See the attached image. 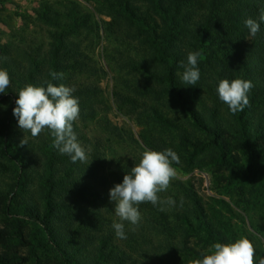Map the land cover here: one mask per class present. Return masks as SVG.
Listing matches in <instances>:
<instances>
[{"label": "rangeland", "instance_id": "rangeland-1", "mask_svg": "<svg viewBox=\"0 0 264 264\" xmlns=\"http://www.w3.org/2000/svg\"><path fill=\"white\" fill-rule=\"evenodd\" d=\"M69 1L0 0V56L7 57L0 60V68L8 71L11 85L7 90L14 92L0 93V119L5 116L9 97L19 92V81L12 77L14 72L30 71L35 78H41L49 68L50 32L56 27L46 25L39 12L49 7V14L57 12L63 19L70 11ZM75 1L82 14L91 16L90 24L94 23L95 30L82 29L74 35L56 71L63 73L64 78L55 79L54 84L75 89L80 116L74 131L87 151L88 161L70 160V177L65 175L69 168L66 164H56L55 186L50 185L44 192L56 204H65L72 217L82 220L81 228L69 216L52 220L53 231L61 235V247L65 246L66 251L59 252L51 243L45 245L44 231L24 204L42 210L41 176L45 180L49 177L44 174L43 154L36 147L41 140L42 144H52L53 137L47 130L32 137L20 129L22 138H13L20 146L23 139L29 140L22 150L28 159L26 170L19 175L14 163L0 158V192L9 193L16 186L15 192L19 193V197L10 196V213L0 211V228L8 229L10 234L7 241L0 240V255L27 258L21 264H191L198 253H205L212 244L247 236L255 245L258 264L259 258L264 257V144L254 145L256 151L244 148L225 104L214 98L221 80V57H209L207 50L199 51L201 40L186 39V48L182 46L185 55L201 53L200 79L195 86L183 85L178 75L183 69H169L171 60H158L156 51L144 44L147 27L141 30L139 22L126 23L120 10L116 13L100 7L98 0ZM128 3L138 9L139 15L152 12L144 0ZM158 16L151 15L159 22ZM193 18L199 19L196 15ZM182 61L186 63L187 56ZM142 68L154 69L160 75L174 72L193 113L177 101L166 83L148 81L147 71L142 73ZM247 109L251 111V122L264 121V103L250 104ZM212 114L216 118L215 140L234 167L219 168L213 157L206 155L210 151L207 146L203 152L194 151L210 140L196 128L195 120L208 122ZM145 148H171L178 154L180 163L174 164L177 177L167 191L160 193L162 199H174L176 206L159 211L150 203L141 204L139 225L123 222L127 238L119 239L112 225L120 221L109 191L130 173ZM55 153L64 156L57 149ZM16 171L22 182L20 187L19 178L14 177Z\"/></svg>", "mask_w": 264, "mask_h": 264}, {"label": "trees", "instance_id": "trees-1", "mask_svg": "<svg viewBox=\"0 0 264 264\" xmlns=\"http://www.w3.org/2000/svg\"><path fill=\"white\" fill-rule=\"evenodd\" d=\"M129 0H98L100 7H106L112 12L120 10L122 12L126 23L131 25L140 23L141 30L146 27L147 42L144 40V44L150 49H154L157 54L158 60H171L172 64H168L169 69H180L179 64L182 60H185V52L182 50V46L187 44L186 39L195 40L200 42L199 51H208L209 57L220 56L221 57V79H235L242 78L250 80L254 87L249 92L250 104L256 106V104L264 103V22L260 21V16L264 13V0H233L228 2L226 0H144L149 5L151 13L147 15L137 14V8L131 7L128 3ZM70 11L65 14L63 19H60L59 13L53 12L49 14L46 7L39 12V18L49 26L54 25L56 28L51 31L52 38L51 49L49 51V68L43 72L41 78H35L34 74L28 72H18L13 74V79L18 82L17 92L20 90L23 84L41 85L43 81L48 80L52 83L55 80L49 75L52 71L60 69V62L64 60L63 55L67 53L72 45V39L77 32L82 29L89 31L95 30L94 23H91V16L89 14L81 13L79 4L75 0L69 2ZM119 8V9H118ZM198 12H197V11ZM216 11V12H215ZM124 13V14H123ZM151 15H159V22ZM196 15L199 19L195 20L193 16ZM247 18H252L260 23V31L253 38L249 35V30L245 27L244 21ZM65 19V20H64ZM136 21V22H135ZM153 23V24H152ZM196 27L199 29L197 31ZM99 33L98 30H96ZM217 40V42H216ZM186 41V42H185ZM71 44V45H70ZM177 44V45H176ZM186 48V47H185ZM180 60V61H179ZM135 62V61H132ZM136 67H146L141 65H135ZM142 73L147 71L148 81H155L158 83H166L173 96L177 101L187 109L190 113L191 104L188 97L182 92L181 84L177 80L174 72L165 71L162 75L158 74L154 69L149 71L142 68ZM257 82V83H255ZM212 87V86H211ZM7 90V89H6ZM9 93H14L12 89H8ZM213 91V88H212ZM214 93V92H212ZM18 95L15 97H9V105L6 108L5 116L0 119V158L8 160L10 163H14L18 167L19 175L20 171H25V165L28 159L25 158V153L22 151L26 145L29 144V140H24L26 143L20 146V144L14 140V138L20 139L22 135L18 126V120L13 115V108L16 106L15 101ZM215 100H219L217 95L214 96ZM221 104L224 103L221 101ZM226 111L230 117V123L235 128V131L241 136L243 147L249 150L256 151L254 145L257 146L258 142L264 144V121L251 122L248 118L251 115L247 107L242 112L232 114L225 104ZM217 112V111H216ZM209 121L195 120V126L198 130H201L209 136L210 140L205 143L201 149L194 150L195 152H203L207 146L210 148L209 153L206 155L213 157L214 161L219 168L221 167H234L225 156L224 149L221 148L219 141L215 140L216 130L215 115L212 114L209 117ZM24 132V131H23ZM30 135V132H27ZM14 136V138H13ZM39 142L38 152L42 153L44 159V174L48 175L49 179H43L41 176V184L39 188L42 190L43 205L42 210L40 208H29L25 203L24 207L30 210L34 221L39 225V229L43 230L47 237L46 246H50V243L56 246L59 252L66 251V247H61V235H57L53 230L52 220L72 217V213L65 204H56L52 197L45 191L50 185V188L54 187L55 178L54 167L56 164H66L69 168L66 170V174L69 177L72 174L73 166L70 163V158L67 155L60 156L55 153V148L48 141ZM212 146V147H210ZM214 150L213 151H211ZM195 153L192 152L191 156ZM2 164V161L0 162ZM51 164V165H50ZM17 173V171H16ZM18 177V173L16 176ZM30 182V181H29ZM29 182L27 185H29ZM22 184L20 178L18 180V186ZM23 191H25V184ZM15 187L9 193L0 192V211L4 213H10V204H7L10 196L19 197V193L15 192ZM69 189V188H67ZM67 193L72 191L64 190ZM65 202V201H64ZM70 213V214H69ZM98 217H100L98 215ZM78 217H72V223L80 229ZM38 229V230H39ZM6 228H0V240L7 241L9 238V232ZM11 238V237H10ZM68 254V253H67ZM195 259H202V254L198 253ZM23 260L27 258H20V260L13 255L9 257V254L0 255V264H21ZM67 262V260H66Z\"/></svg>", "mask_w": 264, "mask_h": 264}, {"label": "clouds", "instance_id": "clouds-1", "mask_svg": "<svg viewBox=\"0 0 264 264\" xmlns=\"http://www.w3.org/2000/svg\"><path fill=\"white\" fill-rule=\"evenodd\" d=\"M264 22V13L260 16ZM249 35L255 37L260 31V23L252 18L244 21ZM199 51L189 52L187 61H181L179 67L183 69L178 73L183 85L195 86L200 79L198 60ZM7 57L0 56V60ZM53 80L63 79V73L52 71L49 73ZM11 85V77L6 69L0 68V93H5ZM254 87L250 80L235 78L221 79L216 88L219 100L228 106L232 114L242 112L250 105L249 92ZM75 89L64 84L55 85L45 80L41 85L27 84L18 92L15 100L13 115L18 120V126L24 132H30L32 137L39 136L47 130L52 140V147L60 154L67 155L72 163H87L86 149L78 141L74 131V123L79 120V99L73 93ZM22 144L26 142L24 139ZM178 154L171 148L163 151L145 148L136 163L123 176L121 183H117L109 191L110 200L114 202V212L120 222H114L112 227L119 239H126L125 225L128 222L138 226L142 216L139 206L150 203L158 207L159 211H167L176 206L171 197L162 199L160 193L165 192L171 182L177 177L174 164H179ZM184 204L183 197L180 206ZM135 230V228L131 229ZM256 251L252 240L241 236L234 242L212 244L202 259H194L191 264H257ZM258 264H264V257L259 258Z\"/></svg>", "mask_w": 264, "mask_h": 264}]
</instances>
